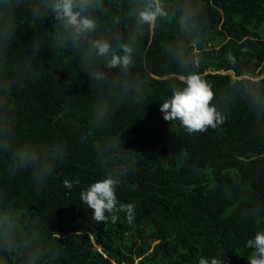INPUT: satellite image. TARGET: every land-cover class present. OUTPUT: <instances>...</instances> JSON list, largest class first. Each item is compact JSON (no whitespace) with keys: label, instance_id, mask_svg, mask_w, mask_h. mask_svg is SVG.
Returning <instances> with one entry per match:
<instances>
[{"label":"trees","instance_id":"trees-1","mask_svg":"<svg viewBox=\"0 0 264 264\" xmlns=\"http://www.w3.org/2000/svg\"><path fill=\"white\" fill-rule=\"evenodd\" d=\"M36 2L20 0L0 55V215L16 232L0 264H248L245 242L264 229V0H159L152 25L125 19L133 0H101L102 28L132 37L133 61L97 58L99 81L81 50L54 46ZM191 71L225 118L193 134L160 110ZM105 176L131 222H98L81 202Z\"/></svg>","mask_w":264,"mask_h":264},{"label":"clouds","instance_id":"clouds-1","mask_svg":"<svg viewBox=\"0 0 264 264\" xmlns=\"http://www.w3.org/2000/svg\"><path fill=\"white\" fill-rule=\"evenodd\" d=\"M19 3L20 0H0V55L14 38L17 27L14 10ZM98 14H106L101 0H37L31 8L34 20L46 17L53 22L56 29L54 46L68 45L83 52L82 66L93 81H99L103 75L94 66L93 62L97 58H103L108 68L119 67L124 70L133 61L132 37L125 41L119 33L111 32L106 26L102 28ZM166 15L159 0H133L125 19L130 17L137 25H152ZM183 15L191 18L192 13L184 10ZM101 31L103 34L97 35ZM38 47L32 46L34 55L38 53ZM213 96L208 82L199 73L191 71L185 76L182 86H170V95L163 100L160 110L164 120L178 121L186 133L203 132L209 127L215 129L225 118L212 104ZM117 146L114 142L113 147ZM19 159L23 163L29 159V155L20 153ZM63 183L69 189L73 186L68 180ZM115 192L114 179L105 176L82 189L79 198L92 210V217L98 222L109 219L115 222L117 213L121 211L127 213V219L131 222L133 205L118 203ZM15 243L13 219L0 215V247L11 249ZM244 246L251 249L247 256L248 264H264V229L257 230ZM33 258L30 255L27 264H32ZM197 264H222V259L201 256Z\"/></svg>","mask_w":264,"mask_h":264}]
</instances>
